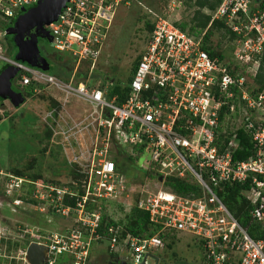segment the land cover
Wrapping results in <instances>:
<instances>
[{
  "label": "built area",
  "instance_id": "1",
  "mask_svg": "<svg viewBox=\"0 0 264 264\" xmlns=\"http://www.w3.org/2000/svg\"><path fill=\"white\" fill-rule=\"evenodd\" d=\"M38 1L0 0V41L7 35L6 21L17 19L24 8ZM131 1L67 0L58 18L46 25L53 47L70 54L78 64L91 60L94 65L117 7ZM260 1L221 0L211 13V22L223 21L242 43L236 51L237 63L232 64L203 48L206 31L196 35L182 29L175 16L184 1L168 0L162 12H153V31L122 102L117 95L108 98L102 87L76 79L75 73L63 79L12 59L3 54L0 42V59L18 67L21 88L32 85L34 92L44 86L55 88L62 94L63 105L71 98L84 100L95 108L92 119L97 123L94 146L80 163L79 178L72 185H48L5 174L7 186L13 189L9 195L5 187V196L14 197L15 206L25 203L15 194L22 193L25 183H33V196L41 201L35 205L51 200L48 211L74 220L64 233L42 234L28 227L23 235L30 239L28 245L19 248V256L6 255L9 264H31L27 248L32 242L48 248L43 264H93L94 247L102 244L115 257L109 264H148L149 258L155 260L151 254L165 247L163 234L177 236L181 231L201 244L205 264H264V239L252 237L219 194L228 183L248 184L243 193L252 206L251 216L264 225V90L252 91L244 69L251 67L249 72L255 77L264 53ZM225 106L224 119H231L232 136L221 151L217 138L220 125L223 132L227 130L226 120L220 123ZM241 126L251 133L255 154L235 160ZM118 147L134 157L141 169L161 174L163 184L166 176H174L199 189L179 194L167 187L146 189L144 183L132 182L123 163L119 165ZM145 151L151 155L139 163L137 158ZM132 185H137L134 191ZM129 197L133 201L128 210L137 206L148 212L158 231L153 235L123 234L124 225L117 224L110 225L109 236L104 237L99 227L104 214L108 215L105 209L115 202L125 207L122 203L128 200L118 199ZM66 198H74L75 204H67Z\"/></svg>",
  "mask_w": 264,
  "mask_h": 264
},
{
  "label": "rangeland",
  "instance_id": "2",
  "mask_svg": "<svg viewBox=\"0 0 264 264\" xmlns=\"http://www.w3.org/2000/svg\"><path fill=\"white\" fill-rule=\"evenodd\" d=\"M166 2V0H133L128 6L120 4L108 29L102 53L97 62L94 65L91 64L92 70L86 79L82 80L88 85L101 86L106 93L117 79L122 84L127 82L135 60L148 43L149 24L154 19L152 10L156 9L159 13ZM179 12L180 14L177 13L175 18L179 23L187 22L190 27L189 19L193 10L185 5V1ZM14 24V19L6 21L7 27ZM231 36V33L224 28L215 29L208 44L212 45L218 53H222L226 61L235 64L237 63L236 51L241 50L242 43ZM0 42L3 54L16 59L19 49L14 42V34H7ZM47 44L52 49L51 43ZM56 61L73 68L72 73L75 75L79 69H85V63L83 65V63L74 62L67 52L60 53ZM1 62L0 65L3 63ZM24 63L30 65L27 62ZM242 65L244 66L245 63ZM244 69L248 72L246 76L250 81L249 84L254 88V74L253 71L249 72L251 67L244 66ZM91 73L96 74V77L92 78ZM17 85L20 87L18 79ZM61 96L57 89L44 86L39 92H33V95L27 97L19 106L8 103L11 100L8 98L7 106L0 111V236H5L6 239L25 243L26 234L23 235L28 227H32L35 231L40 230L42 234L57 231L64 233L74 224L72 217H62L59 213L48 211L51 200L38 206L24 201L25 203L17 207L4 195V188L8 187L5 174L15 173L16 169L23 171L26 174L23 177L26 179H30L28 176L38 175L50 182L63 183L77 178L80 163H83L89 155L88 150L94 146L97 136V123H94L92 119L95 108L84 100L72 98L63 105L57 100ZM225 120L226 126L231 127V119ZM150 155L145 151L137 158V161L143 163ZM131 163L134 167H139L135 158ZM142 183L146 189L165 188L157 176L147 178ZM136 186L132 185L131 191H134ZM29 188L26 186L23 193H27ZM12 190L8 187L9 192L6 193L12 195ZM124 199L128 200L122 203L125 207L115 202L105 209L108 218L126 222V215L130 212L128 208L133 199L129 197L118 200ZM33 230L30 231L33 232ZM19 251L20 249H17L9 253L5 242L0 246V263L9 264L11 259L6 255L19 256ZM154 252L159 257L158 264H205L201 244L187 232H179L177 236L166 241L164 248ZM92 254L100 263H105L109 255L105 251L104 244L95 245ZM155 262L152 258L148 259V264H155Z\"/></svg>",
  "mask_w": 264,
  "mask_h": 264
},
{
  "label": "trees",
  "instance_id": "3",
  "mask_svg": "<svg viewBox=\"0 0 264 264\" xmlns=\"http://www.w3.org/2000/svg\"><path fill=\"white\" fill-rule=\"evenodd\" d=\"M166 1L168 2V0ZM183 1H185V5L188 8L192 9L193 12L189 19L190 27H188L187 22L179 23L180 27L194 34H201V32L205 30L206 32H205L204 41H203V48L206 51H208L211 56L217 55L220 58H223L224 55L222 53H218L212 45L208 44L209 38L215 29L224 28L227 32L231 33L232 38L236 37V35L232 33L230 28L226 26L223 21L213 20L211 22V19H212L211 13L218 7L221 0H183ZM167 2H166V5H167ZM166 5L163 6L162 11L164 10ZM259 5L262 8H264V0H261ZM156 11L157 10L154 9V11L152 10V13ZM162 11L160 10L159 13ZM14 20L16 22V19ZM153 28H154V20L152 19V21H150V24H149L150 34L153 31ZM108 29L106 31V36L103 39L102 49L105 44V39L107 37ZM102 49H101V53H102ZM142 54L143 52L135 60V63L133 64L131 68L130 75L128 76L127 82L122 84L120 81H117L118 80L117 79L116 82H113L110 85L108 89V98H111L117 95L119 102H122L123 100H125V98L128 96V93L130 91V84L133 79L134 73L137 69V66L139 64V61L142 57ZM84 63H85V69H79L76 73V79L78 80L86 79V77L90 73V70H92L90 69L91 64H93L91 60L84 61L83 65ZM8 65H9L8 63L4 62L0 66V71ZM47 71L63 79H68L72 74L73 68H71L70 66L68 67L65 63L59 64L57 61H55L54 63H52L49 69H47ZM91 74H93L92 78L96 77V74L94 73H91ZM109 79L111 80L113 78H109ZM254 82H255L254 88L251 86V88H253L252 91L253 90H256V91L264 90V53L261 55L260 67H259L258 73L254 77ZM33 92L34 91L32 90V85H29V89H24V95L26 96V98L29 96H32ZM57 100L60 103H62V96L60 98H57ZM227 110H228V107L225 106L220 116V123H222L225 120L224 116ZM223 130H224L223 125L222 126L220 125L218 127L219 134L217 138V144L221 151L225 149V147L227 146L232 136L231 131H229V127H227V130L225 132H223ZM237 138L239 141V146L235 150L233 158L235 160L237 159L244 160V159H248L249 157L253 156L255 154V143L253 142L251 133L248 132V130L245 129L244 126H241L240 128L237 129ZM116 154H117V160L119 162V165L120 163H123V170L127 172V174H129V176L132 179V182L141 183L147 178H154L156 176L160 178L161 174H158L156 171L144 170L136 166L134 167L133 164L131 163L134 157H132L125 149H121L120 147H118ZM136 168L140 169V171H138ZM14 172L15 173H12V174H15L18 176L26 175L20 169H16ZM28 177H30V179L29 178L28 179L31 181L42 180L48 185L50 184H58V185L70 184L72 185L73 181L78 180L79 174L77 178L73 179L72 181L63 182V183L62 182L61 183L50 182L46 179H43L41 176H38V175H35V176L31 175ZM164 185L165 187L179 194H187V193H190L191 191H197L199 189L195 183L190 182L187 179H181V178L174 177V176H166L164 178ZM26 186L30 187L29 191L27 193H23V190L25 189ZM23 187L24 188L22 189V193H19V195L16 193L15 196H19L23 198L26 202L32 203V204H38L41 202L39 199H36L33 196V191L35 189V185L33 183H25ZM247 187H248V184H229L228 183L223 186V188L219 191V194L221 198L223 199L224 203L237 217L239 222L247 228L249 234L256 239H264V225L261 222L256 221L252 218L251 216L252 206L247 200L245 194L243 193L244 189H246ZM4 195H5V192H4ZM8 198L10 199V201H13L14 199V197H8ZM65 202L67 204H75V199L66 198ZM125 221H126L125 223H123L122 220L115 221L112 218H108L107 214H104L101 225L99 227V232L102 233L104 237H107L109 236L108 227L110 225H117V224H122V225L124 224L125 230L123 234H126V231H129L133 233L134 235H153L158 231V227L150 222L148 212L138 208L137 206H134L130 210V212L126 215ZM163 237L167 241L168 239H171L175 236L169 233H166V234H163ZM24 239H25V243L23 242L20 243L19 240L12 241V239H6L5 236H1L0 246L6 242L7 251L10 253L11 251H16L19 248H24L25 246H27L30 239H27V237ZM114 259L115 257H113L112 255L111 256L108 255V259L105 263H100L99 260L95 259L93 264L114 263Z\"/></svg>",
  "mask_w": 264,
  "mask_h": 264
},
{
  "label": "water",
  "instance_id": "4",
  "mask_svg": "<svg viewBox=\"0 0 264 264\" xmlns=\"http://www.w3.org/2000/svg\"><path fill=\"white\" fill-rule=\"evenodd\" d=\"M66 2L67 0H39L32 7L24 8L15 24L6 28L7 34H14V42L19 49L17 60L45 70L49 69L50 63L40 54L37 39L39 36H50L47 35L48 30L45 26L58 18ZM32 29L33 32H31ZM18 71V67L13 65H8L0 71V97L3 99L10 98L14 106H19L25 102L23 92L13 88L12 81ZM47 252L46 246L32 242L27 248V259L31 264H43ZM151 256L155 258V264H158L159 257L154 254ZM141 264L147 263L143 261Z\"/></svg>",
  "mask_w": 264,
  "mask_h": 264
},
{
  "label": "flooded vegetation",
  "instance_id": "5",
  "mask_svg": "<svg viewBox=\"0 0 264 264\" xmlns=\"http://www.w3.org/2000/svg\"><path fill=\"white\" fill-rule=\"evenodd\" d=\"M45 28L46 30H48L47 26H45ZM31 32H33V29L31 30ZM47 35L48 36L50 35L49 30H48ZM26 37H28V35H26ZM50 38H51V35L49 37L39 36L37 39V47L39 48L40 54L47 59V61L50 63V66H51L52 63H54L56 59L58 58L60 52H58L57 50H55L54 47H52L53 45L51 43ZM47 43H51L52 49L48 47ZM12 82H13V88L16 91H19L20 87L17 85V77H15ZM6 101L8 100L0 97V111L3 110L5 106H7ZM10 101L8 103H11L12 105H14L12 100ZM0 119H1V113H0Z\"/></svg>",
  "mask_w": 264,
  "mask_h": 264
},
{
  "label": "clouds",
  "instance_id": "6",
  "mask_svg": "<svg viewBox=\"0 0 264 264\" xmlns=\"http://www.w3.org/2000/svg\"><path fill=\"white\" fill-rule=\"evenodd\" d=\"M16 75H17V74H16ZM15 77H16V76H15ZM15 77H14V78H15ZM14 78H13V79H14ZM24 89H27V88H21V87H20V90H19V91H20V92H23V94H24ZM24 96H25V95H24ZM25 100H26V97H25Z\"/></svg>",
  "mask_w": 264,
  "mask_h": 264
},
{
  "label": "crops",
  "instance_id": "7",
  "mask_svg": "<svg viewBox=\"0 0 264 264\" xmlns=\"http://www.w3.org/2000/svg\"><path fill=\"white\" fill-rule=\"evenodd\" d=\"M1 66V65H0ZM27 89H29V88H27ZM26 97V96H25Z\"/></svg>",
  "mask_w": 264,
  "mask_h": 264
}]
</instances>
